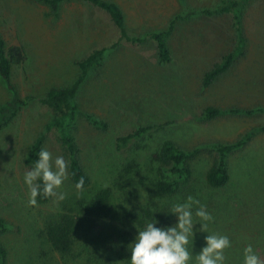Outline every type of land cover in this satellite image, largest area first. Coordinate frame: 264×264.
Segmentation results:
<instances>
[{
	"label": "rangeland",
	"instance_id": "obj_1",
	"mask_svg": "<svg viewBox=\"0 0 264 264\" xmlns=\"http://www.w3.org/2000/svg\"><path fill=\"white\" fill-rule=\"evenodd\" d=\"M105 1L121 8L127 35L142 42L128 41L104 10L84 1H66L54 13L33 0H0L6 47H21L25 54L12 66V84L22 102L13 117V93L0 79L4 264H80L53 252L39 228L41 214L59 210L77 195L69 179L57 190L63 200L54 197L47 206L30 207L24 175L31 170L28 149L42 134L53 161L64 157L56 131L46 132L53 116L42 99L52 88L73 85L80 76L78 62L96 50H103V59L76 96L79 114L72 133L91 178L79 197L111 187L118 210L139 211L152 202L156 219L164 200L152 199L162 172L152 153L171 140L197 152L190 162L191 183L214 217L209 231L230 237L235 250H225L226 264H242L249 243L264 259V0L245 1L240 24L232 12H218L229 0ZM161 31L170 33L167 63L149 37ZM228 56L233 57L228 71L206 85V74ZM209 109L218 115L208 117ZM129 135L118 148L119 139ZM235 144L240 146L227 157L228 185L211 189L205 174L218 158V147Z\"/></svg>",
	"mask_w": 264,
	"mask_h": 264
},
{
	"label": "trees",
	"instance_id": "obj_2",
	"mask_svg": "<svg viewBox=\"0 0 264 264\" xmlns=\"http://www.w3.org/2000/svg\"><path fill=\"white\" fill-rule=\"evenodd\" d=\"M47 5L54 13H57L60 6L69 0H33ZM104 10L112 19L113 23L122 32L128 41L142 42L141 39L130 38L125 28V17L121 8L112 2L105 0H80ZM247 0H229L222 3L218 12H232L237 24L241 22L242 9ZM210 13V12H208ZM168 31H161L150 34L149 37L155 41L158 49L160 61L167 63L171 60L170 50L167 46ZM103 50L92 52L82 61L78 62L80 67L79 79L73 84L49 90L42 103L52 111V119L46 125V132L55 130L58 139L64 149V159L68 163V179L76 191L77 195L71 200L62 204L57 211H49L41 214L40 233L46 244L53 252L66 259L79 260L80 264H130V246L137 230H142L147 222L154 221V209L150 206L143 207L139 211L134 208L132 212L124 209L125 213L118 210L113 200V190L111 187H101L86 197H79L82 191L87 190L91 184V178L86 172L80 157V151L73 136V127L79 114L76 96L78 95L81 83L84 81L89 71L100 65ZM25 60L24 50L21 47L13 46L7 49L6 42L0 33V79L5 86L13 93V100L10 111L12 117L17 112V106L21 104L18 93L12 84V66L20 64ZM233 63V57L224 58L221 64L209 71L204 79L206 85L212 83L218 76L228 71ZM218 111L209 109L208 117L218 115ZM90 122L98 127L106 128L103 122L97 121L88 116ZM10 121V120H9ZM5 122H8L5 119ZM144 131V130H142ZM141 132H138L139 135ZM133 135L119 139V146L123 147ZM46 134H42L30 145L27 152V161L32 168L35 164L41 149L45 150ZM239 144L219 146L218 158L213 166L205 174L207 185L214 190H219L228 185L230 173L227 168V157ZM197 154L196 151H186L181 149L171 140L164 141L158 150L152 153L154 162L161 166L162 172L157 178L152 189V199L160 198L163 204L156 207L158 217L157 227L170 225L175 222V217L171 216V207L177 203L184 202L191 195L196 196V187L192 185L191 160ZM83 179V187H75ZM54 197H37L38 206H47ZM5 225L0 220V230ZM199 231V229H197ZM211 233V231H209ZM204 234L197 233L195 238V248L201 249L203 246ZM230 238V237H229ZM190 251L193 249L190 247ZM231 252L235 249L229 248ZM6 249L0 245V264H4L6 259Z\"/></svg>",
	"mask_w": 264,
	"mask_h": 264
},
{
	"label": "clouds",
	"instance_id": "obj_3",
	"mask_svg": "<svg viewBox=\"0 0 264 264\" xmlns=\"http://www.w3.org/2000/svg\"><path fill=\"white\" fill-rule=\"evenodd\" d=\"M68 167L63 156L53 161L52 154L41 149L35 164L24 175L28 205L36 206L38 196L63 200V193L57 190L68 179ZM83 183L81 179L75 187L79 190ZM168 214L175 217L174 223L157 227L158 221L154 219L137 230L127 246V251L130 246V264H226L225 250L231 248L232 242L227 235L209 232L208 225L214 222V217L205 205L189 195L184 202L175 203ZM197 233L205 235L199 253L194 254ZM242 264H264V259L249 243L243 249Z\"/></svg>",
	"mask_w": 264,
	"mask_h": 264
}]
</instances>
